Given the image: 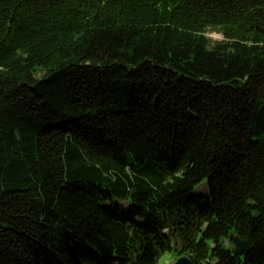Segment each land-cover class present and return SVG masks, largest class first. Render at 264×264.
<instances>
[{"label": "trees", "instance_id": "trees-1", "mask_svg": "<svg viewBox=\"0 0 264 264\" xmlns=\"http://www.w3.org/2000/svg\"><path fill=\"white\" fill-rule=\"evenodd\" d=\"M162 254L264 264V0H0V264Z\"/></svg>", "mask_w": 264, "mask_h": 264}, {"label": "water", "instance_id": "water-1", "mask_svg": "<svg viewBox=\"0 0 264 264\" xmlns=\"http://www.w3.org/2000/svg\"><path fill=\"white\" fill-rule=\"evenodd\" d=\"M231 252L238 256H246L249 252L247 241L240 238L237 234L234 235L232 237ZM172 264H192V261L187 255H182L178 257Z\"/></svg>", "mask_w": 264, "mask_h": 264}, {"label": "rangeland", "instance_id": "rangeland-1", "mask_svg": "<svg viewBox=\"0 0 264 264\" xmlns=\"http://www.w3.org/2000/svg\"><path fill=\"white\" fill-rule=\"evenodd\" d=\"M206 36L209 37L211 40H215V41L222 40V35L219 32L212 30V29H210L206 33ZM204 192H207L205 183L199 185L195 190V193H204ZM119 204L126 206L124 202H119ZM172 243L174 245L178 244L179 243L178 239L175 237H172ZM171 260L172 258L170 256L167 257V254H162L158 260V264H171Z\"/></svg>", "mask_w": 264, "mask_h": 264}, {"label": "clouds", "instance_id": "clouds-1", "mask_svg": "<svg viewBox=\"0 0 264 264\" xmlns=\"http://www.w3.org/2000/svg\"><path fill=\"white\" fill-rule=\"evenodd\" d=\"M209 243H211V241H209Z\"/></svg>", "mask_w": 264, "mask_h": 264}]
</instances>
